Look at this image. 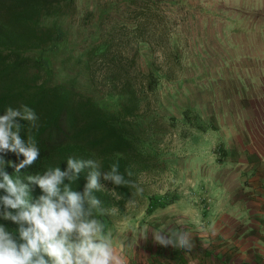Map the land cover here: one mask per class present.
I'll return each instance as SVG.
<instances>
[{
    "label": "rangeland",
    "instance_id": "obj_1",
    "mask_svg": "<svg viewBox=\"0 0 264 264\" xmlns=\"http://www.w3.org/2000/svg\"><path fill=\"white\" fill-rule=\"evenodd\" d=\"M226 1L68 0L42 19L57 29L53 45L39 53L49 68L42 79L62 85L63 96H90L134 139V179L143 191L105 222L123 257L138 241L145 248L153 227H203L212 216L225 226L233 215L235 227H244L243 205L258 202L245 185L247 164L258 163L245 162L235 88L251 83L243 71L264 63L257 49L264 41L230 33L232 25L217 18ZM102 40L128 72L113 70L135 91L134 109L131 98L109 88L102 63L92 66L95 81L88 78L86 52Z\"/></svg>",
    "mask_w": 264,
    "mask_h": 264
},
{
    "label": "trees",
    "instance_id": "obj_2",
    "mask_svg": "<svg viewBox=\"0 0 264 264\" xmlns=\"http://www.w3.org/2000/svg\"><path fill=\"white\" fill-rule=\"evenodd\" d=\"M66 1L68 0H0V114L8 106L26 104L40 118L39 127L31 132L40 149V158L31 167L22 169L19 175L23 178L28 174L43 173L49 166H60L63 170L66 168V159L74 157L98 160L102 172L108 171L110 165L118 162L120 173L135 183L133 166L137 151L134 139L127 133L119 118L104 112L90 96L79 91H71L68 96H63L62 85L49 84L42 79V76L48 75L49 68L44 66L39 53L53 45L57 39L56 27L42 23V19L56 12ZM146 12H141V15H147ZM135 26H139V23ZM108 48L110 41L106 40L92 45L86 52L84 69L93 83L92 66L102 63V76L108 80L109 88L131 98L130 108L134 109L137 102L134 99L135 91L128 81L113 70L121 71L123 76L128 72L118 62V53H108ZM131 109L123 110L129 112ZM20 123L24 125L21 137L26 139L27 122ZM5 158L18 162L13 153H8ZM5 170L10 175H16L14 168L10 166H6ZM88 171L90 169H85L79 181L72 184L74 190H82ZM128 171L132 172L130 177L127 175ZM100 182L106 188L113 187L102 178ZM115 192L122 199L117 201L103 191L96 195L104 207L116 206L120 210L133 197L136 188L129 185L116 188ZM39 194L40 189L33 186L32 195L35 197ZM106 217L107 215L98 214L104 224ZM0 223H5L12 229L16 227L11 222L0 220Z\"/></svg>",
    "mask_w": 264,
    "mask_h": 264
},
{
    "label": "clouds",
    "instance_id": "obj_3",
    "mask_svg": "<svg viewBox=\"0 0 264 264\" xmlns=\"http://www.w3.org/2000/svg\"><path fill=\"white\" fill-rule=\"evenodd\" d=\"M39 119L26 104L8 106L0 114V220L16 226L12 229L0 223V264H126L114 245L113 234L98 218V214L114 215L118 209L104 207L96 193L106 192L119 201L122 197L116 195V188L131 185L136 194L142 193V188L120 173L118 162L102 172L98 160L74 157L66 159L63 170L49 166L43 173L22 178L21 170L40 158L31 135L39 127ZM20 121L27 122L26 139L21 137L24 125ZM8 153H13L18 162L7 160ZM6 166L14 168L16 175H10ZM85 169L90 171L82 190H74L72 184L79 181ZM101 178L113 187L106 188ZM33 186L40 189L38 196L32 195ZM133 203L129 198L126 206ZM151 235L162 247L189 251L194 247L188 231L153 229Z\"/></svg>",
    "mask_w": 264,
    "mask_h": 264
},
{
    "label": "crops",
    "instance_id": "obj_4",
    "mask_svg": "<svg viewBox=\"0 0 264 264\" xmlns=\"http://www.w3.org/2000/svg\"><path fill=\"white\" fill-rule=\"evenodd\" d=\"M223 6L217 18L232 25L230 33L241 32L245 39L264 41V0H227ZM257 49L258 56L264 57V42ZM243 74L248 76L245 81L251 82L235 88L242 95L243 151L249 157L246 164L252 159L258 163L254 168L247 164L250 175L244 177L249 195L258 199L256 205H243L244 227H235L236 215L225 226L212 216L203 227H153L142 242L146 247L138 241L131 257H124L126 264H264V63L260 60L255 71ZM153 229L188 231L194 247L189 251L159 246L152 239Z\"/></svg>",
    "mask_w": 264,
    "mask_h": 264
}]
</instances>
